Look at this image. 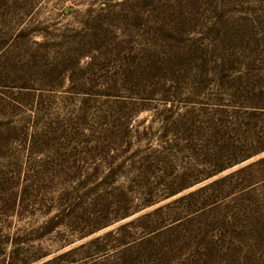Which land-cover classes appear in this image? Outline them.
<instances>
[{"label": "rangeland", "instance_id": "obj_1", "mask_svg": "<svg viewBox=\"0 0 264 264\" xmlns=\"http://www.w3.org/2000/svg\"><path fill=\"white\" fill-rule=\"evenodd\" d=\"M68 251L264 264V0H0V264Z\"/></svg>", "mask_w": 264, "mask_h": 264}, {"label": "trees", "instance_id": "obj_2", "mask_svg": "<svg viewBox=\"0 0 264 264\" xmlns=\"http://www.w3.org/2000/svg\"><path fill=\"white\" fill-rule=\"evenodd\" d=\"M258 152H259V151H258ZM258 152H256V154H257ZM252 155H253V154H252ZM250 157H251V156H246V157L242 158L240 161H244V160H246V159H248V158H250ZM233 165H234V164H232V165H230V166H233ZM230 166H220V167H219L214 173L210 174L207 178H210V177H212V176H214V175H216V174H218V173L224 171L225 169L229 168ZM194 184H195V183L193 182V183H190V184H185L184 186H180L179 188H176V189L172 190V192H170L169 194H167L165 198H169V197L175 195L176 193L182 191L184 188H187V187L192 186V185H194ZM158 201H159V200H156V199L154 198V196H152V195L147 196L146 198H144L143 202L140 204V206H139L137 209H133V210H131V211L129 210V211L125 212L120 218L124 219V218L130 217V216H132L133 214H135L136 212L140 211L141 209H145V208H147V207H151V206L155 205ZM157 210H158V208L156 209V211H157ZM148 216H150V214H146V215H144L143 217L146 218V217H148ZM120 218H119V219H120ZM139 219H140V218H139ZM92 232H94V231H92ZM92 232H90V233H92ZM86 235H87V234H86ZM68 254H69V251H68V252H64V253H62V254H59L58 256H55V257L51 258L50 260H48V261H46V262H44V263H42V264H50V263H52V262H55L56 260L63 259V258L66 257V255H68Z\"/></svg>", "mask_w": 264, "mask_h": 264}]
</instances>
